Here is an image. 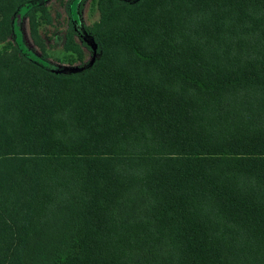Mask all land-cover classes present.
Segmentation results:
<instances>
[{
    "label": "trees",
    "instance_id": "1",
    "mask_svg": "<svg viewBox=\"0 0 264 264\" xmlns=\"http://www.w3.org/2000/svg\"><path fill=\"white\" fill-rule=\"evenodd\" d=\"M26 4L44 58L51 22L0 0V264H264V0H96L76 72L10 40Z\"/></svg>",
    "mask_w": 264,
    "mask_h": 264
},
{
    "label": "rangeland",
    "instance_id": "2",
    "mask_svg": "<svg viewBox=\"0 0 264 264\" xmlns=\"http://www.w3.org/2000/svg\"><path fill=\"white\" fill-rule=\"evenodd\" d=\"M39 1L45 4L51 13V22L40 24V32L47 45L46 58L40 55L39 48L30 37L28 20L25 16L29 4L24 5L15 15L10 40L15 42L26 55L59 72H76L83 66H88L98 55L96 42L85 28L86 24L99 17L96 0ZM69 21L73 23L74 28L88 46V48L86 45L84 47L85 58L88 60L84 64L80 63L74 54L66 52L62 46L64 32ZM2 45L0 43V47Z\"/></svg>",
    "mask_w": 264,
    "mask_h": 264
}]
</instances>
